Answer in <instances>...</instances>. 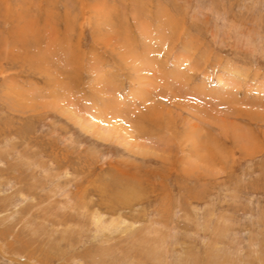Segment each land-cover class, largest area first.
Here are the masks:
<instances>
[{"label": "rangeland", "instance_id": "obj_1", "mask_svg": "<svg viewBox=\"0 0 264 264\" xmlns=\"http://www.w3.org/2000/svg\"><path fill=\"white\" fill-rule=\"evenodd\" d=\"M0 264H264V0H0Z\"/></svg>", "mask_w": 264, "mask_h": 264}, {"label": "bare ground", "instance_id": "obj_2", "mask_svg": "<svg viewBox=\"0 0 264 264\" xmlns=\"http://www.w3.org/2000/svg\"><path fill=\"white\" fill-rule=\"evenodd\" d=\"M130 58H128V57ZM133 56V57H132ZM129 55L128 53L123 55V59H124V62H127V61H134L136 62V64L138 65H147L149 64V60H148V56H149V53H146V54H143L141 56H139V54H133V55ZM153 59V58H152ZM184 60V59H183ZM128 63V62H127ZM154 63V62H152ZM178 68V67H177ZM150 70V69H149ZM150 75V74H149ZM152 75V74H151ZM99 80L98 82L102 83L100 81V77H97ZM103 81V79H101ZM225 81V80H224ZM222 82V81H221ZM104 84V82H103ZM222 84H224L222 82ZM104 85H107L104 84ZM108 86V85H107ZM144 95V94H143ZM115 103V102H114ZM118 103V102H117ZM119 105V104H118ZM115 106V105H114ZM113 106V107H114ZM115 108V107H114ZM118 108V107H117ZM108 109H109V106L108 108H104V110L102 109H99V107H94V112L90 109V111H88V109H86V113H78L76 111H74V114H76V117L78 118V122L82 125V128L85 129V130H88V131H91L93 129H98L100 131V133L103 135V136H112L111 134L113 133V129L112 127L114 126L111 122L107 121L106 117H105V113L106 111L108 112ZM106 110V111H105ZM112 111V110H111ZM120 112V111H119ZM123 112V111H122ZM114 113V112H113ZM111 114V117H115L114 114ZM120 114V113H119ZM108 118V117H107ZM104 119L106 121H104ZM118 126V125H116ZM119 127V126H118ZM122 132V131H121ZM129 133V132H128ZM118 137H121L120 135H116V138ZM124 136V135H122ZM114 137V136H113ZM110 138V137H109ZM115 138V137H114ZM124 138V137H123ZM119 139V138H118ZM117 139V140H118ZM105 140V139H104ZM120 140V139H119ZM126 141V139H125ZM123 144V143H122ZM132 148V147H131Z\"/></svg>", "mask_w": 264, "mask_h": 264}]
</instances>
